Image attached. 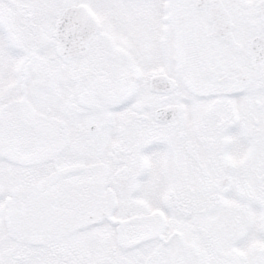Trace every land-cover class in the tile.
<instances>
[{"label":"snow or ice","instance_id":"6c2138e0","mask_svg":"<svg viewBox=\"0 0 264 264\" xmlns=\"http://www.w3.org/2000/svg\"><path fill=\"white\" fill-rule=\"evenodd\" d=\"M0 264H264V0H0Z\"/></svg>","mask_w":264,"mask_h":264}]
</instances>
